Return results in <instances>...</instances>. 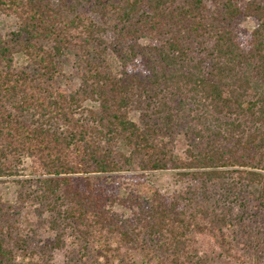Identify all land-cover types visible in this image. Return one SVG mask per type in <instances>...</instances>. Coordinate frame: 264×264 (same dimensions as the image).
Instances as JSON below:
<instances>
[{
    "label": "trees",
    "instance_id": "16d2710c",
    "mask_svg": "<svg viewBox=\"0 0 264 264\" xmlns=\"http://www.w3.org/2000/svg\"><path fill=\"white\" fill-rule=\"evenodd\" d=\"M83 1L0 0L17 24L0 34V177L16 175L22 156L35 176L16 181L14 204L0 198V264H55L65 239L76 250L65 264H135L139 254L209 264L214 252L239 261L231 222L204 192L223 180L264 184V0H92L88 16L76 12ZM243 18L255 27L245 32ZM68 55L74 90L59 82ZM175 132L187 143L179 158ZM131 165L140 173L120 174ZM160 170L190 184L153 190L146 208L129 194L138 212L121 220L104 179ZM26 203L47 215L41 244L14 234Z\"/></svg>",
    "mask_w": 264,
    "mask_h": 264
},
{
    "label": "rangeland",
    "instance_id": "374dc122",
    "mask_svg": "<svg viewBox=\"0 0 264 264\" xmlns=\"http://www.w3.org/2000/svg\"><path fill=\"white\" fill-rule=\"evenodd\" d=\"M70 5L73 0H64ZM54 4H60V0H52ZM92 0H84L76 12L82 15H90V4ZM16 20L0 15V34L5 36L8 32L16 29ZM238 26L247 31L255 27V21L250 18H243L238 22ZM142 45H146L144 40ZM106 59L114 71H119V61L113 52L106 55ZM14 64L16 68H21L26 65L23 56L16 54L14 56ZM63 72L64 80H59L63 88L74 90L78 86V78L74 73V59L68 55L65 59ZM82 107L95 109L97 103L86 101ZM142 112L139 109L132 108L129 116L135 123L141 122ZM172 151L175 158L184 156V151L187 147L186 139L182 133L173 135ZM123 147H120L122 150ZM136 174L140 173L136 165H131L127 171L120 174ZM32 173L31 161L28 157H20L17 165V174L10 177H0V198L2 202L7 204H14L16 201V181L34 179ZM190 184L188 180H181L173 170H160L145 172L140 181L128 184H121L120 181L112 176L104 179V186L109 188V191L117 197L118 203L113 206V212L116 213L121 220L133 218L137 214L138 207L128 200V195L132 194L137 197L138 203L146 208L149 202L150 194L153 190H157L161 195L167 197L168 195L184 190ZM210 200V205L222 211L227 215L231 222V232L235 236L233 240L236 242V247L240 255L239 261L222 258L214 252L213 255L210 250L209 264H264V184L254 186H240L233 185L228 180L212 183L208 185L204 192ZM37 204H24L20 210L16 224H14V234L27 241L37 240L40 244L47 238L52 236L45 223H40V220L46 221L47 215L44 213L41 218L38 215ZM208 247V246H207ZM76 250L69 239H65V247L60 251H55L53 254V261L55 264H65L68 261L67 257L75 258ZM19 260V259H17ZM102 261V259H99ZM135 264H146L143 257L139 255L134 256ZM117 264V262H116ZM151 264H156L153 259Z\"/></svg>",
    "mask_w": 264,
    "mask_h": 264
}]
</instances>
